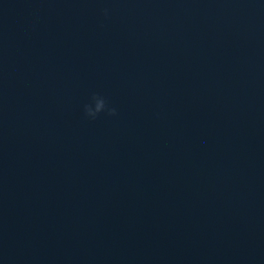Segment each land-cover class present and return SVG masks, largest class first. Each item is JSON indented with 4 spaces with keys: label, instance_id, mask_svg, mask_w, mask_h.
I'll use <instances>...</instances> for the list:
<instances>
[{
    "label": "water",
    "instance_id": "1",
    "mask_svg": "<svg viewBox=\"0 0 264 264\" xmlns=\"http://www.w3.org/2000/svg\"><path fill=\"white\" fill-rule=\"evenodd\" d=\"M0 264H264V0H0Z\"/></svg>",
    "mask_w": 264,
    "mask_h": 264
}]
</instances>
